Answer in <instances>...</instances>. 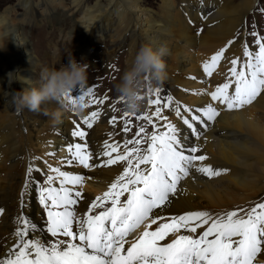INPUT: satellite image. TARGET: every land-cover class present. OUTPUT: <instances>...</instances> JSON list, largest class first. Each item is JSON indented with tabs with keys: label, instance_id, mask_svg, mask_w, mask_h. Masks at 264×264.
Returning <instances> with one entry per match:
<instances>
[{
	"label": "bare ground",
	"instance_id": "bare-ground-1",
	"mask_svg": "<svg viewBox=\"0 0 264 264\" xmlns=\"http://www.w3.org/2000/svg\"><path fill=\"white\" fill-rule=\"evenodd\" d=\"M36 1L18 0L16 5L0 9V208L4 209L0 215V254L6 253L15 242L12 233L17 225L14 220L21 212L37 224V233L30 236L35 235L42 240L57 239L47 234L46 214L38 203V186L47 175H54L49 172L48 165L85 177L83 186H76V190L83 193V199L76 205L81 213L123 171V163L92 169L61 163L69 157V143H84L72 137L71 132L76 127L73 121L80 123L88 133L86 141L93 153L92 164L104 159H97L95 154L103 150L109 133H112V141L121 144L130 139L128 132L122 130V116L114 115L113 106L107 101L103 105L89 106L83 115L65 114L58 124H53L42 113L28 109L21 112L14 110L9 103L11 94L29 88L25 80L37 83L38 74L44 67L25 33V25L32 22L33 11L35 17L40 18L48 13L57 17L69 15L74 22L67 36L76 42L77 47L86 48L88 53H96L99 58L103 56L106 64L114 59L118 48H126V69L142 44H150L156 50L164 46L167 50L163 57L167 78L160 87L161 95L172 96L174 102L193 109L212 103L220 112L214 121L194 124L201 133L197 139L183 120L175 115L174 104L163 110L162 115L180 129L183 142L187 146H198L200 151L196 154L207 157L205 161L196 163L211 166L221 174L209 177L191 169L189 175L180 181L176 194L170 196L171 203L162 210H154L156 213L170 217L189 211H208L215 216L238 207L247 210L255 203L264 202V93L250 105L228 110L219 102L212 101L209 95H197L193 91L215 90L217 85L225 82L231 59L239 57L241 61H246L243 56V45L248 44L246 35L242 39L236 36L239 30L246 31L247 17L257 8L258 0H241L239 3L235 0H203L202 3L201 0H158L154 5L147 0ZM199 26H203V31ZM100 41L110 44L107 53L101 52ZM229 41L234 42L227 47L225 58L213 75L207 77L203 72V62L228 45ZM249 48L256 50L255 46L249 45ZM59 51L56 44L50 45L52 60L59 57ZM237 67L239 70V65ZM10 72L17 77L11 83ZM87 87L88 83L85 89ZM229 91L232 92V89ZM72 94L78 97L83 92L77 87ZM148 98L154 99L155 93H150ZM41 107L53 111L57 104L48 102ZM97 109L102 111L101 117L88 129L82 124V119ZM154 110V105L147 104L142 111L151 113ZM193 114L198 113H185L182 107V115L190 117ZM112 116L117 117L115 126L109 123ZM163 123L160 120L158 126ZM152 131L151 126L149 132ZM123 150L120 149L121 152ZM30 163L40 171L32 173L33 182L25 193L26 207L22 209L21 192ZM54 186H58V182ZM155 227L153 225L152 230ZM206 227L197 229V234ZM180 234L187 233L181 230ZM171 238L174 237H169V241ZM254 264H264V250L257 255Z\"/></svg>",
	"mask_w": 264,
	"mask_h": 264
},
{
	"label": "snow or ice",
	"instance_id": "snow-or-ice-1",
	"mask_svg": "<svg viewBox=\"0 0 264 264\" xmlns=\"http://www.w3.org/2000/svg\"><path fill=\"white\" fill-rule=\"evenodd\" d=\"M251 35L257 37L258 51L250 50L245 43L243 56L246 61L239 57L231 59L225 82L211 92L193 90L194 94L209 95L212 101L233 110L250 105L264 93V37L257 32ZM233 42L229 41L203 62L207 77L213 75ZM82 92L81 98H90L89 106L103 105L108 99L106 96L94 97L92 88H82ZM148 104L154 105L155 110L136 116V119L146 121L153 131L149 134L141 126L132 139H125L122 144L112 141V133H109L103 150L95 154L97 159H107L97 164L90 163L93 153L85 139L88 133L80 123L73 121L76 127L71 135L84 143H69V157L61 163L77 164L85 169L123 163V171L81 213L76 205L83 199V193L76 190V186H83L85 177L48 165L49 172L54 175H47L38 186V203L46 214L47 234L57 239L42 240L30 236L37 233V224L21 212L14 220L17 225L12 233L15 242L6 253L0 254V264H254L257 255L264 250V202L255 203L247 210L238 207L215 216L208 211H189L166 217L154 211L171 203L170 196L176 194L180 181L191 169L209 177L221 174L211 166L196 163L207 157L196 154L200 151L198 146H187L183 142L180 129L162 115L163 110L174 104L175 115L197 139L201 133L194 124L214 121L220 112L212 103L196 109L182 106L174 102L172 96L161 95L159 88ZM182 107L185 113L195 111L198 114L184 116ZM112 111H115L114 106ZM101 114L100 109L91 111L83 117L82 124L91 129ZM129 115L124 112L120 117L124 121V132L131 130ZM160 120L164 123L158 126ZM109 123L115 126L117 117L112 116ZM144 143L147 147L141 148ZM128 145L134 146L129 148ZM121 148L124 149L122 152ZM33 171L40 169L30 163L21 192L22 209L26 207L24 196L33 182ZM55 182L58 186H54ZM3 212L0 208V215ZM153 225H156L154 230ZM205 225L207 227L197 234V229ZM141 226L143 231L128 239ZM181 230L187 234H180ZM169 237L174 238L169 241Z\"/></svg>",
	"mask_w": 264,
	"mask_h": 264
},
{
	"label": "clouds",
	"instance_id": "clouds-1",
	"mask_svg": "<svg viewBox=\"0 0 264 264\" xmlns=\"http://www.w3.org/2000/svg\"><path fill=\"white\" fill-rule=\"evenodd\" d=\"M166 48L161 46L156 50L150 44H142L136 51L130 65L119 77L115 92L119 99L121 110L129 114L139 113L146 104L150 93H155L167 78L166 63L163 57ZM88 65L78 62L70 56L68 64L59 68L45 66L39 73V81L25 80L30 85L22 91H14L9 103L15 111L28 109L30 112L42 113L49 117L53 124L62 122L65 114L83 115L90 104L88 97H74L72 92L79 86L87 85ZM9 83L17 77L9 73ZM23 79V78H21ZM55 102L57 108L53 111L42 109V105Z\"/></svg>",
	"mask_w": 264,
	"mask_h": 264
},
{
	"label": "rangeland",
	"instance_id": "rangeland-1",
	"mask_svg": "<svg viewBox=\"0 0 264 264\" xmlns=\"http://www.w3.org/2000/svg\"><path fill=\"white\" fill-rule=\"evenodd\" d=\"M17 1L18 0H0V9L8 7L10 5H16ZM33 1L35 2L36 0ZM38 1L39 0H37L36 2ZM147 1L148 2L151 1L153 5L154 2L155 3L158 2V0H147ZM240 1L241 0H235L236 3H239ZM45 2L46 0L43 1V3ZM20 11L23 12L24 10H20ZM20 11L19 13H21ZM252 13L249 14L247 17L246 31L239 30L236 38L242 39L243 35L245 34L248 45H251L253 47L255 46V49L258 51V46L255 44V40L257 39V37L252 36L251 33L257 32L260 37H264V0H258L257 8ZM47 20L49 21V23ZM73 22H74L73 18H70L69 15L66 14L62 15L61 17H57L54 14L51 15L48 13L47 16H45L44 18H40V17H35V11H33L32 22L25 25V33L29 37V40L31 41L34 47L32 48L35 50V53H37L36 55L40 58L44 67L54 66L56 68H59L62 64L67 65L70 56L74 57L78 62H82L88 65L87 88L93 89L94 97L97 98H102L105 96L108 97V99L106 100L108 104L115 107L114 115L123 116L124 111L121 110V105L115 92V85L119 82V77L122 75L123 71L125 70V64H126L125 61L127 56L126 48L121 49L122 51L118 48L116 50V53L114 54V59H112L108 64H106L105 61H103L102 58L103 56L99 58L96 53L90 54L87 52L86 48L77 47L76 42L73 41L72 38H69L67 36V32L72 27ZM199 27L200 28L202 27L200 30L203 31L204 29L203 26H199ZM55 44L57 45L60 51H59V57L54 61L52 60V55L49 54V51H50V45H55ZM109 45L110 44L107 41H100L101 52L107 53L108 50L106 49L109 48ZM159 89L161 90V94H162V89L161 88ZM148 100L149 98H147L145 106L148 104L147 103ZM142 110L139 113L130 114L127 117V119L130 121V128H131V130L128 131V135L130 136V139H132L135 136L138 128L141 126L145 127L146 132L150 134L149 130L151 128V125L147 124L146 121L136 119V116L145 113ZM133 146L134 145H130V148ZM141 148H146V143L142 144Z\"/></svg>",
	"mask_w": 264,
	"mask_h": 264
}]
</instances>
